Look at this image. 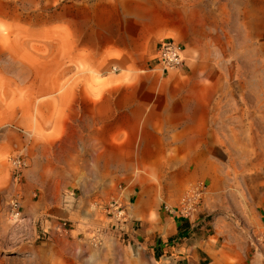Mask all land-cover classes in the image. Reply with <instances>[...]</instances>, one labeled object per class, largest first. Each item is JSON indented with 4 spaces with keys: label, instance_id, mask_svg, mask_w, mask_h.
Wrapping results in <instances>:
<instances>
[{
    "label": "rangeland",
    "instance_id": "rangeland-1",
    "mask_svg": "<svg viewBox=\"0 0 264 264\" xmlns=\"http://www.w3.org/2000/svg\"><path fill=\"white\" fill-rule=\"evenodd\" d=\"M98 1L113 3L0 0V165L11 182L9 210L0 216V264H158L152 248L133 237L141 223L129 213L135 207L128 202L129 187L140 188L144 178L154 209L182 210L187 196L189 210L210 212L208 220L219 219L227 232L250 238L241 264H264V0H137L145 5L138 8L144 10L138 27L142 53L137 69L122 78L159 88L163 78L149 71L156 44L164 39L183 44L187 72L171 77L192 81L180 89L196 96L201 106L196 115L206 132L179 136L184 150H165L158 164L153 150L146 152L147 165L139 163L138 148L122 151L117 178L110 165L114 152L104 149L99 136L90 134L83 151H58L46 142L58 112L66 110L58 98L86 72L67 43L81 40L83 19L87 23V10ZM86 74L92 93H98L99 82L109 83L95 70ZM83 105L77 102L72 112ZM77 121L82 123L81 118L69 122ZM37 141L46 149L38 150V143L34 150ZM170 158L180 160L176 170L195 177L168 200L162 189ZM198 158L200 166H193ZM18 159L25 160V168L16 181ZM25 191L30 214L23 212ZM14 200L21 204L18 222L10 215ZM117 207L125 212L120 223L114 221ZM230 263H236L233 257Z\"/></svg>",
    "mask_w": 264,
    "mask_h": 264
},
{
    "label": "crops",
    "instance_id": "crops-1",
    "mask_svg": "<svg viewBox=\"0 0 264 264\" xmlns=\"http://www.w3.org/2000/svg\"><path fill=\"white\" fill-rule=\"evenodd\" d=\"M90 7L87 23L83 19L81 40L67 41L86 72L80 83L72 82L68 86L64 99L58 98V101L66 103V110L64 114L58 112L57 125L46 142L51 148L57 146L58 151H83L90 134L99 136V143L104 149L114 152L110 165H113L117 178L121 177L122 151L133 152L138 148L141 152L139 163L147 165L151 159L146 152L153 150L152 161L158 164L165 150L178 153L184 150L179 136H194L206 131L201 130V116L196 115L201 110L196 96L184 94L186 90L180 89L186 88V83L192 81L172 78L169 74L163 78L164 84L156 88V84L122 78L124 72L138 67L142 53L139 50V39L142 37L138 27L140 16L144 13L138 8L145 5L137 0H113V3L98 1ZM186 52L185 69L177 74L185 75L187 72ZM113 68L118 71L111 76ZM90 70L109 80L108 84L98 83L97 94L91 92L90 88L94 85L91 86L86 79ZM77 102L85 105L81 112H72ZM79 118L82 123L70 124V119ZM86 121H91L93 125L85 127ZM39 144L38 150L46 149L44 143ZM192 160L193 166H200V158ZM181 166L179 159L170 158L168 161L167 183L163 182L162 189L163 196L168 200L179 197L183 187L194 180L195 175L190 170L175 169ZM33 173L39 175V169L33 168ZM133 181L131 176L130 184ZM145 181L147 179L144 178L140 188L129 187L128 202L135 204L129 213L141 223V228L133 237L142 246L152 248L158 264H231L230 257L236 261L234 264H241V253H246L250 238L243 232H227L219 219L213 217L212 221L208 220L210 212L200 214L193 209L184 213L179 210H168L167 213L157 211L152 202H147ZM35 182L40 185L41 180L35 178ZM10 183L0 165V216L9 210L7 194L11 190ZM23 205V212L30 214L31 197L27 191L23 194ZM262 208L264 211V198ZM45 211L44 207L41 213Z\"/></svg>",
    "mask_w": 264,
    "mask_h": 264
},
{
    "label": "built area",
    "instance_id": "built-area-1",
    "mask_svg": "<svg viewBox=\"0 0 264 264\" xmlns=\"http://www.w3.org/2000/svg\"><path fill=\"white\" fill-rule=\"evenodd\" d=\"M185 52V46L173 39H164L160 41L156 47L154 55L150 60L149 71L160 76L161 78H166L172 72L184 70L186 65ZM13 166L15 168L14 179L17 181L22 177V173L25 168V160H15ZM191 200V198L186 196L182 202L183 209L179 211L184 213L186 210H188ZM115 212L114 221L115 223H120L122 218H125V212L120 210V207H117ZM10 213L11 217L16 221H19L22 217L21 204L18 200H14L11 204ZM66 226L67 224L64 223L60 225L58 229L60 231H65Z\"/></svg>",
    "mask_w": 264,
    "mask_h": 264
},
{
    "label": "bare ground",
    "instance_id": "bare-ground-1",
    "mask_svg": "<svg viewBox=\"0 0 264 264\" xmlns=\"http://www.w3.org/2000/svg\"><path fill=\"white\" fill-rule=\"evenodd\" d=\"M18 222V221H17Z\"/></svg>",
    "mask_w": 264,
    "mask_h": 264
}]
</instances>
